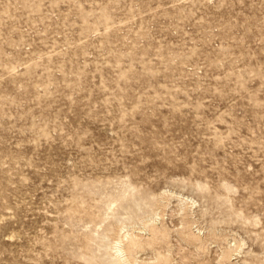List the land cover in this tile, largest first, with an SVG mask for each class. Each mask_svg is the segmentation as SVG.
<instances>
[{
    "label": "rangeland",
    "instance_id": "1",
    "mask_svg": "<svg viewBox=\"0 0 264 264\" xmlns=\"http://www.w3.org/2000/svg\"><path fill=\"white\" fill-rule=\"evenodd\" d=\"M0 264H264V0H0Z\"/></svg>",
    "mask_w": 264,
    "mask_h": 264
}]
</instances>
